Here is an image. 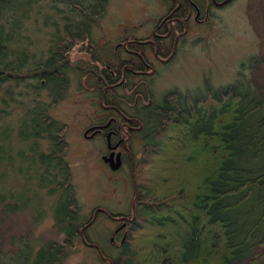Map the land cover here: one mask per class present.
<instances>
[{
	"label": "rangeland",
	"instance_id": "374dc122",
	"mask_svg": "<svg viewBox=\"0 0 264 264\" xmlns=\"http://www.w3.org/2000/svg\"><path fill=\"white\" fill-rule=\"evenodd\" d=\"M68 1L44 0L24 26H19L15 38L0 30V66L6 73L32 72L37 65L52 60L53 42L62 37L66 39L68 33L75 38H68L74 45L68 54L71 63L60 69L65 80L62 76V79L47 83L42 81L44 79H33L27 85L37 88L35 95L28 86L9 92V84L0 85V161L2 158L17 161L12 170L0 167V194L5 198L1 204L17 207V211L6 212L4 206H0V264H10L9 258L20 254L24 245L30 244L33 251H38L47 242L64 240L57 226L61 203L64 204L60 200L63 191L51 195L48 190L39 189L32 170L38 167L37 162H20L23 157L30 158V147L36 140L32 138L20 145L21 140L16 138L20 133H16L12 143L2 141L6 139V128L13 125L16 132L18 121L27 118L34 109L38 112L39 109L47 110L46 114L54 121L67 126L65 160L71 166L79 221L84 222L99 207L115 214L128 213L130 209L133 190L129 170L124 168L117 173L108 170L102 160L106 152L103 138L89 140L84 137L89 127L106 118L99 105L97 80L88 71L106 65L116 67L120 61L129 60L130 56L118 45L125 38L142 40L149 37L158 17L165 13L166 4L163 0H71L78 6L74 9ZM199 3L203 18L209 2L199 0ZM211 12L214 14L211 25L192 23L168 62L159 63L153 52L147 50L155 73L148 79L132 77L129 88L117 93L124 97V102L120 103L127 114L137 118V111L143 108L156 113L155 108L162 107L171 93L180 94L183 99L191 95L204 100L207 95L220 97L227 89H233L248 93L252 101L257 100L258 107L262 105L256 120L264 115V0H230L225 8L213 7ZM66 27L69 28L67 34ZM77 34H82L83 39H78ZM39 84L47 85V90L41 89ZM63 90L62 96L54 95L55 91ZM183 99L181 104L190 107L191 104L187 105ZM136 100L138 103H134ZM141 138L149 140L144 133ZM143 147L141 144L136 147L138 154ZM18 152L23 155L20 159L16 157ZM241 161L247 164L240 165ZM262 163L264 154L258 155L256 149L243 155V160L235 161L245 173L241 175L243 178L251 175L247 171ZM21 165L26 167V173L16 171ZM260 207L253 203L234 211H240L238 224L248 221L249 217L254 219ZM116 227V223L102 216L87 235L113 256L110 239ZM255 254L262 256L259 264H264V244L257 247ZM18 260L20 263V258ZM63 264L106 262L79 238Z\"/></svg>",
	"mask_w": 264,
	"mask_h": 264
},
{
	"label": "trees",
	"instance_id": "16d2710c",
	"mask_svg": "<svg viewBox=\"0 0 264 264\" xmlns=\"http://www.w3.org/2000/svg\"><path fill=\"white\" fill-rule=\"evenodd\" d=\"M43 1L0 0L2 34L6 32L15 38L20 31L19 26H24ZM70 1V8H78ZM39 12L40 9L38 15ZM186 28L178 26L182 32ZM65 30L67 34L69 28ZM68 35L70 39H75ZM155 35L144 41L123 39L130 56V61L124 62L125 68L106 65L88 71L97 80L101 109L110 103V97L118 98L115 91L122 81L124 69L127 79L138 76L140 72L152 71L145 62L147 50L167 61L174 55V36L169 38L171 42L164 43V38ZM77 36L83 39L82 34ZM69 37L53 42L52 60L35 65L30 73H6L0 66V85L9 84V92L23 85L28 86L27 89L35 95L37 88L27 85L29 81L44 79L42 81L47 83L61 76L65 80L60 69L70 65L68 54L74 48ZM41 89L46 91L47 85L41 86ZM237 91L227 89L220 97L214 95L213 98L200 100L196 108L184 107L178 101L175 107L156 109L158 125L150 131L149 140L129 176L132 190L137 188V196L135 191L132 196L135 214L132 217L130 205V220L119 230V234L114 235L113 232L114 236L110 239L113 256L87 235L86 238L81 235L87 220L79 221L71 166L65 160L67 126L54 121L45 109H39V112L34 109L27 118L22 117L18 121L19 131L15 132L13 125L8 126L6 139L2 141L12 143L16 133H20L16 137L21 140L20 145L32 138L36 140V144L30 147V158L23 157V161H19L26 164L37 162L38 167L32 169L37 187L48 190L51 195L62 190L60 200L64 203H61L57 222L64 240L47 242L38 251H33L30 244L24 245L20 254L9 258L10 264H63L69 251L75 247V241L81 237L86 247L96 252L93 246H101L103 253L99 256L106 264H259L262 256H257L255 251L264 244V164L253 169L248 167L250 170L247 173L251 175L243 178L245 173L239 165L240 168L235 165V161L243 160V155L254 149L258 155L264 154V115L256 120L262 105L258 107L256 99L252 101L248 93ZM63 92L55 91L54 95L60 97ZM255 102L256 106L253 105ZM135 124L139 126V122ZM104 143L106 145L105 140ZM21 155L18 152L16 157L20 159ZM6 160L1 159V169L4 166L12 170L17 161L15 158ZM241 164L247 163L241 161ZM25 168L21 165L16 171L26 173ZM4 200L0 194V206H4V211H17L15 205L1 204ZM253 203L261 206L255 211V217L252 214L254 219L247 217L248 221L239 225L240 211H234Z\"/></svg>",
	"mask_w": 264,
	"mask_h": 264
},
{
	"label": "flooded vegetation",
	"instance_id": "af4514ba",
	"mask_svg": "<svg viewBox=\"0 0 264 264\" xmlns=\"http://www.w3.org/2000/svg\"><path fill=\"white\" fill-rule=\"evenodd\" d=\"M204 1L206 3L209 2V4H208V7L206 8L205 16H203V18H202L203 11H202V8L200 6L199 0H163V2H165V4H166L165 13L158 17V19L154 25L155 28L152 31L151 35L156 34L155 36L164 38V39H162L164 43H168V41L171 42L172 40L171 39L169 40V38L174 36L176 47H177L179 42L182 41L186 37V35L188 33L189 26H193L192 23L196 26L211 25V23H210L211 18L214 17V14H212V12H211L212 8L214 7L215 9H222V8H225V6L228 5V3H230V0H223V1L222 0H219V1H217V0H204ZM178 26H186L187 27L186 31H184V32L180 31L179 30L180 27L178 29ZM165 32H167L168 34L164 35ZM149 37H146L145 39H150ZM145 39H142L139 41H144ZM136 40H138V39H136ZM164 43H162V44H164ZM118 47L122 48L124 50V52L127 55H129L127 53V51L125 50V45L123 44V42H121L118 45ZM153 54L159 63H166L169 61V60L168 61L162 60L154 52H153ZM145 57H146L145 62H146L147 68L152 70V71L151 72H140V73H138L139 74L138 76H136V75L135 76L136 77H143L144 79H148L150 76L153 75V73H155L156 70H155L152 62H150L149 58H147V53L145 54ZM128 61H130V59L125 60V61H120L119 65L116 66L115 68H118V67H120V68L124 67L125 68L126 64H124V62H128ZM114 75H115V73H114ZM123 75L124 76L122 78V81H121L120 85H118V87L115 91L118 98L113 97V96L110 97V99H109L110 103L108 105L104 106L102 109L106 118L104 120L99 121L97 124L92 125L87 130H89L90 128H95V127L96 128L106 127L107 125H108V127L102 129L100 132L97 130H94V131L88 133V135L86 137H85V133H84V137L89 139V140H94L98 137L103 138L106 142V152L102 156V160L104 159V157H110L113 154V161L115 163H117V157L120 156V160L122 163V166L119 170L113 171V170H111L110 164L105 163L103 160L107 169L113 173H117V172H120L121 170H123L124 168H126L129 170V176H130L131 172L132 173L134 172L135 163L138 161V159L141 156V154L137 153L136 147L139 144L145 146L146 141H148V140H145L143 138L139 139V137L142 135V133H144V127H143L142 122L140 121V118H138V117L136 118V116L134 117L132 115L127 114L125 112V110H123V108L121 107L122 105L120 102H124V97H120L117 93L121 89H123V91L127 90L129 88V86L131 85L130 82L133 80L132 78L127 79L126 69L123 70ZM172 95H177V93H171L167 96V98L172 96ZM134 103H138V100H136ZM146 106H148V105H146ZM159 108L160 107H156L155 110L159 109ZM156 113H157V111H156ZM135 120H136V122H139V126H137L135 124L136 122L135 123L133 122ZM93 134H95L94 137L90 138ZM134 191L136 192V196H137V188L136 187H135ZM99 209L105 210V208L99 207L96 210H94V212L92 213V215L88 219H86L87 220L86 226L87 225H89V226L85 229L84 232L81 231V235L83 234L85 238L87 235V231L102 216H104L106 218L107 217L110 218L111 220H113L117 224L116 230L114 231V235L119 234L120 233L119 230L124 228V224L127 222L128 219L130 220V217H129L130 213H123L121 211L120 213L115 214V213H110L107 210H105V212H99L95 218V212ZM131 212H132V217H133L135 214V203H134V201H132V203H131ZM121 222H124V223H122V225H121L120 224ZM113 241H114V238H112V243H113ZM91 244H94V243H91ZM93 247L97 250L98 254L103 253L100 245L96 244V246H93ZM91 249H93V248H91Z\"/></svg>",
	"mask_w": 264,
	"mask_h": 264
},
{
	"label": "bare ground",
	"instance_id": "6f19581e",
	"mask_svg": "<svg viewBox=\"0 0 264 264\" xmlns=\"http://www.w3.org/2000/svg\"><path fill=\"white\" fill-rule=\"evenodd\" d=\"M208 98L209 99L213 98V94L208 95L206 99H208ZM182 99L183 98H181L180 95H172V96H170L169 98H167L165 100V102L163 104V107L165 108L166 102L169 105V107H175L177 105L176 102L181 101ZM183 101H187L186 102L187 105L191 104V106L196 108L197 107V103L200 101V99L199 98L190 97V98L183 99ZM143 110H145V108L138 110L136 115L138 116V118H140L141 122L143 121L142 123L144 124V134L149 135L150 130L155 129L157 127V125H158V119H157L158 116H157L156 113L148 112L146 110L143 112ZM151 115L154 117V120H152V122H151ZM150 122L152 123L151 124L152 126L150 127V129H148Z\"/></svg>",
	"mask_w": 264,
	"mask_h": 264
},
{
	"label": "water",
	"instance_id": "95a60500",
	"mask_svg": "<svg viewBox=\"0 0 264 264\" xmlns=\"http://www.w3.org/2000/svg\"><path fill=\"white\" fill-rule=\"evenodd\" d=\"M107 127H108V125H107L106 127H100V128H96V127H95V128H90L89 130H87V131L85 132V137L88 135V133H90V132H92V131H94V130H97V131L100 132L102 129L107 128ZM94 135H95V134H93L90 138H93ZM103 160H104L105 163L110 164L111 170H113V171H117V170H119V169L121 168V166H122V163H121V160H120V156L117 157V163H115V162L113 161V154H112L110 157H104ZM99 212H105V210H102V209L97 210V211L95 212V218H96V216L98 215ZM93 221H94V220H93ZM88 226H89V225L85 226V227L82 229V232H84L85 229H86ZM82 235H83V234H82ZM84 241H85V239H84ZM91 246H93V245H91ZM103 259L106 260L104 257H103Z\"/></svg>",
	"mask_w": 264,
	"mask_h": 264
}]
</instances>
